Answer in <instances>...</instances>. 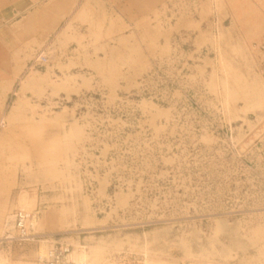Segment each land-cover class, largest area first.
<instances>
[{"label":"rangeland","instance_id":"374dc122","mask_svg":"<svg viewBox=\"0 0 264 264\" xmlns=\"http://www.w3.org/2000/svg\"><path fill=\"white\" fill-rule=\"evenodd\" d=\"M70 12L0 72V238L27 211L86 264H264V0ZM51 246L0 244V264Z\"/></svg>","mask_w":264,"mask_h":264},{"label":"crops","instance_id":"0c3cea01","mask_svg":"<svg viewBox=\"0 0 264 264\" xmlns=\"http://www.w3.org/2000/svg\"><path fill=\"white\" fill-rule=\"evenodd\" d=\"M72 1L45 0L39 1L41 5L37 6L32 0H0V72H7L5 78H13L19 69L16 65L25 62V57L60 27L71 13ZM76 13L73 12L74 17ZM41 24L44 31L41 35H33ZM62 32L59 33V46L67 40L61 36L65 34Z\"/></svg>","mask_w":264,"mask_h":264},{"label":"built area","instance_id":"2783aa9c","mask_svg":"<svg viewBox=\"0 0 264 264\" xmlns=\"http://www.w3.org/2000/svg\"><path fill=\"white\" fill-rule=\"evenodd\" d=\"M264 53V43L260 46ZM35 65L44 67L49 63V57L45 51H41L35 58ZM260 72L264 77V60L260 65ZM5 128L4 121L0 122V131ZM37 218V213L18 211L14 214L13 220L7 223L5 234L0 238V244H23L40 242H51L52 246L45 254H39L38 264H79L71 256L72 246L58 237L61 234H35L33 233L32 222Z\"/></svg>","mask_w":264,"mask_h":264},{"label":"bare ground","instance_id":"6f19581e","mask_svg":"<svg viewBox=\"0 0 264 264\" xmlns=\"http://www.w3.org/2000/svg\"><path fill=\"white\" fill-rule=\"evenodd\" d=\"M36 219H37V218H36ZM36 219H34L33 222H32V228H33V229L35 228L34 223L36 222V221H35ZM12 220H13V216H12ZM48 251H49V250H48ZM48 251L44 252V254L47 253ZM76 262L79 263V264H86V262H83V261H76Z\"/></svg>","mask_w":264,"mask_h":264}]
</instances>
